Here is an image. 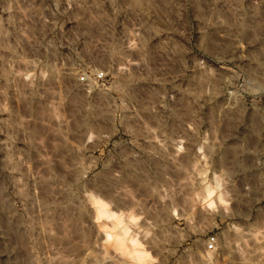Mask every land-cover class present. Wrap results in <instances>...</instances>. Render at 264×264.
<instances>
[{
    "label": "rangeland",
    "instance_id": "1",
    "mask_svg": "<svg viewBox=\"0 0 264 264\" xmlns=\"http://www.w3.org/2000/svg\"><path fill=\"white\" fill-rule=\"evenodd\" d=\"M0 264H264V0H0Z\"/></svg>",
    "mask_w": 264,
    "mask_h": 264
},
{
    "label": "bare ground",
    "instance_id": "2",
    "mask_svg": "<svg viewBox=\"0 0 264 264\" xmlns=\"http://www.w3.org/2000/svg\"><path fill=\"white\" fill-rule=\"evenodd\" d=\"M208 193H211V190H208ZM94 203H95V202H94ZM98 203H99V202H98ZM96 204H97V203H96ZM102 205H103V204H102ZM102 205H100V207H99L100 212H101V213H104V214H105V213H108L107 210L105 211V210H101V209H100ZM108 214H109V213H108ZM107 235L110 236L109 233H107ZM127 235H128V230H127V228H124V229H123V236L125 237V236H127ZM130 237H131V236H130ZM129 240H130L134 245H135L136 242H137V241L134 239V237H133V238H129ZM117 242L119 243V241H117ZM138 252H140V251H137V253H138ZM138 256H139V257H142V254L139 253Z\"/></svg>",
    "mask_w": 264,
    "mask_h": 264
},
{
    "label": "built area",
    "instance_id": "3",
    "mask_svg": "<svg viewBox=\"0 0 264 264\" xmlns=\"http://www.w3.org/2000/svg\"><path fill=\"white\" fill-rule=\"evenodd\" d=\"M84 80V78H82ZM209 245L208 248L210 250H214L217 244V238L216 237H211L208 241Z\"/></svg>",
    "mask_w": 264,
    "mask_h": 264
}]
</instances>
